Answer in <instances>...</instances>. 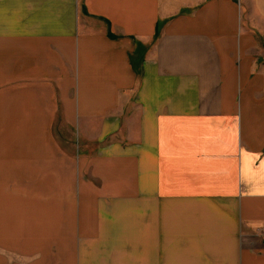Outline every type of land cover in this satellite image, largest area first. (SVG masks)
Here are the masks:
<instances>
[{
	"label": "crops",
	"instance_id": "crops-1",
	"mask_svg": "<svg viewBox=\"0 0 264 264\" xmlns=\"http://www.w3.org/2000/svg\"><path fill=\"white\" fill-rule=\"evenodd\" d=\"M0 264H264V0H0Z\"/></svg>",
	"mask_w": 264,
	"mask_h": 264
}]
</instances>
